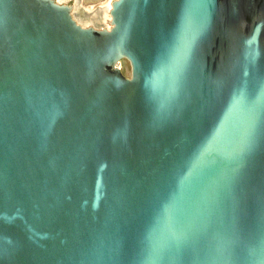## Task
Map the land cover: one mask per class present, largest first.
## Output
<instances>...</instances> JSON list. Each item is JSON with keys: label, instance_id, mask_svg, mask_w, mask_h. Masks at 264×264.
<instances>
[{"label": "water", "instance_id": "1", "mask_svg": "<svg viewBox=\"0 0 264 264\" xmlns=\"http://www.w3.org/2000/svg\"><path fill=\"white\" fill-rule=\"evenodd\" d=\"M106 2L0 0V264H264V0Z\"/></svg>", "mask_w": 264, "mask_h": 264}, {"label": "rangeland", "instance_id": "2", "mask_svg": "<svg viewBox=\"0 0 264 264\" xmlns=\"http://www.w3.org/2000/svg\"><path fill=\"white\" fill-rule=\"evenodd\" d=\"M68 1H69V0H68ZM99 10H100V12H101V13H100L101 18H105V17H106V14H107L106 11H103V10H105V9L101 10V8H99ZM99 10L97 9V10H95V11H96V12H99ZM95 11H94V12H95ZM85 12H86V13H84V15H83V17H82L83 20H82V19H81V20H82V21L85 20V21H84L85 23H91V24H92V23L94 22V20H93L92 18H90L89 16H90V15H93V14H91V12L88 13V11H85ZM94 12H93V13H94ZM86 14H87V15H86Z\"/></svg>", "mask_w": 264, "mask_h": 264}, {"label": "bare ground", "instance_id": "3", "mask_svg": "<svg viewBox=\"0 0 264 264\" xmlns=\"http://www.w3.org/2000/svg\"><path fill=\"white\" fill-rule=\"evenodd\" d=\"M63 1H65V0H63ZM111 2H112V0H107V2L104 3V4L102 5V7H104L103 9H105V10H103V9H101V10H103V11H106V10H107V11H110V8H111ZM105 7H107V8H105ZM88 9H89V10H88V13L91 12V14H93V15H90L89 17L92 18V19L94 20V19H95V15H94L93 12H94L95 10L93 11V9L91 10V8H88ZM95 12H96V11H95ZM85 13H86V12H85ZM100 13H101V12H100ZM86 15H87V14H86ZM82 20H83V19H82ZM82 20H81V21H82ZM84 21H85V20H84ZM84 24L87 25V23H85V22H84Z\"/></svg>", "mask_w": 264, "mask_h": 264}]
</instances>
